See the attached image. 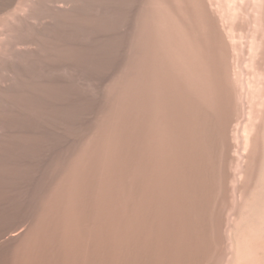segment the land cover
<instances>
[{"label":"rangeland","instance_id":"1","mask_svg":"<svg viewBox=\"0 0 264 264\" xmlns=\"http://www.w3.org/2000/svg\"><path fill=\"white\" fill-rule=\"evenodd\" d=\"M32 3L1 12L0 30L19 14L38 22ZM263 12L264 0H140L105 107L13 228L4 264H229L263 165ZM217 24L244 53L240 67L231 50L230 78Z\"/></svg>","mask_w":264,"mask_h":264},{"label":"bare ground","instance_id":"2","mask_svg":"<svg viewBox=\"0 0 264 264\" xmlns=\"http://www.w3.org/2000/svg\"><path fill=\"white\" fill-rule=\"evenodd\" d=\"M15 1L0 0V13ZM55 1L58 0H33L31 10L42 15L38 22L19 14L17 19L7 21L6 33L0 30V242L5 241L0 243V264L6 259L7 242L20 233L13 228L34 212L56 166L105 107L103 84L124 56L140 0H70L68 4H53ZM214 28L223 52L220 70L230 78L231 50L239 52L236 58L240 67L244 53L238 44H229L218 24ZM25 40L35 45L20 47ZM235 65L232 68L238 72L236 61ZM234 241L229 264H264V156L257 183L238 214Z\"/></svg>","mask_w":264,"mask_h":264}]
</instances>
